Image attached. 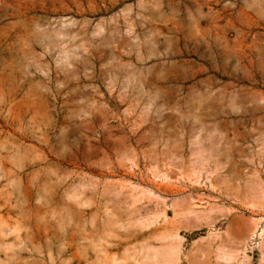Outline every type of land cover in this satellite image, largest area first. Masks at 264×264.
Segmentation results:
<instances>
[{"label": "rangeland", "instance_id": "rangeland-1", "mask_svg": "<svg viewBox=\"0 0 264 264\" xmlns=\"http://www.w3.org/2000/svg\"><path fill=\"white\" fill-rule=\"evenodd\" d=\"M0 264H264V0H0Z\"/></svg>", "mask_w": 264, "mask_h": 264}]
</instances>
